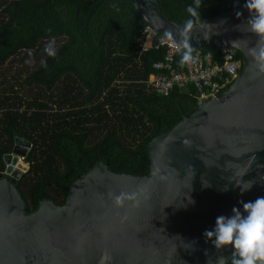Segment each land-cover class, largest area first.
Wrapping results in <instances>:
<instances>
[{
    "label": "water",
    "instance_id": "obj_1",
    "mask_svg": "<svg viewBox=\"0 0 264 264\" xmlns=\"http://www.w3.org/2000/svg\"><path fill=\"white\" fill-rule=\"evenodd\" d=\"M129 1L158 34L183 27L158 0ZM244 5L202 19L192 33L195 48L235 47L241 68L221 93L192 103L190 115L173 117L181 119L150 141L149 175L116 174L98 161L69 184L63 203L42 198L27 212L16 183L28 170L30 144L14 138L0 171V264H101L105 254L104 264L229 262L234 248H215L205 230L233 207L243 212L240 201L264 196V72L249 55L258 37ZM237 184L251 189L242 193ZM140 190L139 206L118 208L109 195Z\"/></svg>",
    "mask_w": 264,
    "mask_h": 264
},
{
    "label": "trees",
    "instance_id": "obj_2",
    "mask_svg": "<svg viewBox=\"0 0 264 264\" xmlns=\"http://www.w3.org/2000/svg\"><path fill=\"white\" fill-rule=\"evenodd\" d=\"M97 2L0 0V171L14 138L26 139L28 170L16 187L27 212L42 198L63 203L69 184L98 161L116 174L149 175L150 141L197 104L191 85L167 95L146 85L159 73L153 64L165 47L156 48L151 38L152 46L142 51L146 21L131 2L101 0L92 10ZM158 3L174 20L190 18L186 8L193 0ZM244 3L202 0L201 20ZM53 38L55 57L44 50ZM182 51L175 56L177 69L183 68ZM211 51L217 56L219 49Z\"/></svg>",
    "mask_w": 264,
    "mask_h": 264
},
{
    "label": "clouds",
    "instance_id": "obj_3",
    "mask_svg": "<svg viewBox=\"0 0 264 264\" xmlns=\"http://www.w3.org/2000/svg\"><path fill=\"white\" fill-rule=\"evenodd\" d=\"M201 6L202 0H193V4L187 6L186 11L190 18L184 22L178 33H173L171 29L164 31L167 41L179 43L182 46L180 67L191 64L197 59L194 56L196 48L193 47L191 39L194 30L201 26L199 11ZM244 6L251 13L247 21L249 31L258 37L257 44L249 49V55L260 71L264 72V0H246ZM112 7L119 10L115 4ZM236 15L240 17L242 13L237 12ZM48 31L51 32L52 29L49 28ZM44 50L47 55L55 57L57 55L56 40L53 38L48 41ZM29 56H32L31 52H29ZM25 62L32 63L31 60ZM44 67H47L46 63ZM237 186L240 187L242 193L251 189L250 186L245 187L243 184H237ZM109 195L113 204L118 208L123 207L126 201H131L135 206H139L143 190L132 193L121 192L119 195L110 193ZM240 203L243 206V212L239 207H233V215L218 216L214 229L205 230L204 236L212 240L217 249H223L225 246L234 248L231 264H264V196L257 197L254 201H240ZM107 259L108 256L105 254L101 258V264H104ZM217 264H227L226 258H218Z\"/></svg>",
    "mask_w": 264,
    "mask_h": 264
},
{
    "label": "built area",
    "instance_id": "obj_4",
    "mask_svg": "<svg viewBox=\"0 0 264 264\" xmlns=\"http://www.w3.org/2000/svg\"><path fill=\"white\" fill-rule=\"evenodd\" d=\"M142 51L152 46L151 38H156L155 47H165L163 59L155 62L153 67L159 73H152L145 81L149 88L159 94L167 95L173 89L179 90L191 85L195 91L197 104L221 93L239 73L241 57L233 46H223L215 56L211 49L196 48L195 62L177 69L175 56L182 51L179 43L169 42L164 35L151 24L146 23L142 30Z\"/></svg>",
    "mask_w": 264,
    "mask_h": 264
},
{
    "label": "rangeland",
    "instance_id": "obj_5",
    "mask_svg": "<svg viewBox=\"0 0 264 264\" xmlns=\"http://www.w3.org/2000/svg\"><path fill=\"white\" fill-rule=\"evenodd\" d=\"M26 164V163H25ZM27 165V164H26Z\"/></svg>",
    "mask_w": 264,
    "mask_h": 264
}]
</instances>
